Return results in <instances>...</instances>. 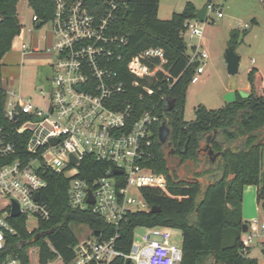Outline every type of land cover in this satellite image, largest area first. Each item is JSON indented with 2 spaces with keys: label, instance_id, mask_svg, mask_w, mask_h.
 <instances>
[{
  "label": "built area",
  "instance_id": "obj_1",
  "mask_svg": "<svg viewBox=\"0 0 264 264\" xmlns=\"http://www.w3.org/2000/svg\"><path fill=\"white\" fill-rule=\"evenodd\" d=\"M54 1V18L47 22L54 32L53 45L47 48L54 54L53 76L49 79L48 93L39 90L48 100L47 106L35 104L16 90H6L5 114L12 121L21 120L12 131L0 127V159L5 161L0 164V264H20L17 253L2 255L7 248V234L17 232L10 222L15 203L20 210L16 217L23 215L27 222L33 218L38 226L40 220L51 218V208L42 200L41 192L47 186L48 170L69 179L72 207L91 209L116 228L129 212L151 210L144 199L143 188L167 185L164 175L144 164L146 156L150 155L154 125L159 117L151 110L136 117V101L126 98L127 94L141 88L137 94L140 99L162 91V98L170 101L164 88L170 89L177 79L171 76L165 49L150 46L129 59L125 69L131 76L129 87L121 78L122 50L129 39L111 28L119 18L117 5L110 2L109 8L98 18L82 0ZM206 5L205 19H188L182 31L189 54L186 68L194 71L193 83L204 74V62L209 57L202 44L203 22H213L212 13L224 16L216 0H208ZM32 21L39 27L46 24L41 23L34 11ZM250 26L245 22L239 27L248 29ZM23 48L31 49L26 44ZM151 83H159L158 89ZM13 133L28 135L25 151L18 153ZM87 157L109 164L102 175L91 181L81 176V164ZM89 190L94 202L88 201ZM37 192L40 193L38 199L35 198ZM146 228L144 235H134L128 253L116 249L115 236L104 241L95 236L79 241L75 246L77 257L69 264H88L91 260L110 264L116 256H124L137 264H179L183 258L182 242L174 238L172 228ZM28 230L33 232L35 228ZM256 238L264 246V218H255L248 224V230L242 232L243 254H248ZM48 244L56 251L49 241ZM36 250V264H40L38 246ZM36 250L32 247L29 256ZM48 264L66 263L58 255Z\"/></svg>",
  "mask_w": 264,
  "mask_h": 264
},
{
  "label": "trees",
  "instance_id": "obj_2",
  "mask_svg": "<svg viewBox=\"0 0 264 264\" xmlns=\"http://www.w3.org/2000/svg\"><path fill=\"white\" fill-rule=\"evenodd\" d=\"M20 0H0V60L12 48V42L22 31L18 15ZM72 3L77 0H66ZM90 13L100 18L109 8L117 5L119 18L112 31L128 37L123 47L121 78L129 87L131 76L125 72L129 59L150 46H160L166 51L172 78L177 80L170 89H165L175 105L162 98V91L152 96L139 98L141 88L126 98L136 101L135 116L146 110L158 115L150 155L144 164L165 176L166 187L142 189L144 199L157 212L132 211L116 228L106 218L91 209L74 208L69 202V179L63 174L48 170L45 174L47 186L41 191L42 200L51 208L52 216L40 220L37 228L30 232L25 216L11 217L16 234H7L6 252L17 253L20 264H31L28 249L39 247V263L48 264L58 255L66 264L76 259L75 246L79 239L73 225L85 224L98 240L116 237L117 250L128 253L139 226H167L182 233L183 258L179 264H259L256 258L243 254L242 217L243 191L246 185L257 186V202L264 210V81L257 67L248 72L250 96L243 98L237 93L232 103L217 109L200 104L195 118H184L186 91L193 69L186 68L188 47L182 35L185 22L197 17V7L187 2L181 12H174L169 19L158 16L160 0H82ZM31 9L41 23L54 18V0H28ZM256 20H253L255 23ZM247 29L234 28L230 32L228 46L236 47ZM158 89L159 83H151ZM8 94L0 87V127L14 130L20 123L7 118L5 104ZM166 122L170 129L168 140L159 139L160 125ZM28 135L13 133L18 153L25 151ZM210 150L213 154H210ZM13 158V157H12ZM0 159V164L4 163ZM108 163L87 157L81 164V176L91 181L104 173ZM55 231L47 237L35 240L37 232ZM99 233L97 236L96 234ZM53 245V251L48 244ZM129 259L116 256L110 264H127ZM88 264H97L91 260ZM132 264V262H131Z\"/></svg>",
  "mask_w": 264,
  "mask_h": 264
},
{
  "label": "rangeland",
  "instance_id": "obj_3",
  "mask_svg": "<svg viewBox=\"0 0 264 264\" xmlns=\"http://www.w3.org/2000/svg\"><path fill=\"white\" fill-rule=\"evenodd\" d=\"M187 2H192L197 9L204 7L208 0H160L158 16L161 19H169L174 12H181ZM216 3L222 8L224 16L217 17L215 13L211 14L213 22L204 23V36L202 39L203 48L207 51L209 57L206 59L205 72L198 82H191L188 85L185 97L184 118L187 121L195 118V110L198 105L203 104L209 109H217L226 105L224 95L226 89L230 88L232 75L227 72L225 60V51L228 47L230 32L234 28L248 22L251 26L247 29L246 35L240 37L235 50L240 56L239 71L236 79L240 86L248 87V72L252 67H258L264 81V1L260 0H216ZM18 15L21 23L26 30L27 38L25 43L38 46L46 50L53 45L54 32L50 23L35 27L32 21V9L28 0H20L18 3ZM253 19L256 20L253 23ZM17 38H14L16 44ZM15 44L10 49L11 54L17 53ZM53 54V52H49ZM254 60V61H253ZM6 66L0 65V74L6 75ZM9 78L11 85L17 86V92L24 98H31L32 101L41 106H47L48 100H45L39 93L43 90L48 93L49 79L53 76L52 66H35L24 62L22 59L11 66ZM47 96V95H46ZM28 229L36 228L37 221L29 219ZM74 231L79 239L83 241L93 237L92 230L88 225L75 224ZM147 232L145 226H139L135 229V236L139 237ZM174 238L182 242V233L179 229L172 228ZM258 239L256 238L255 242ZM28 251L30 254L31 248ZM32 256L31 264H36L37 250ZM132 264H137L132 261ZM207 264H214L209 261Z\"/></svg>",
  "mask_w": 264,
  "mask_h": 264
},
{
  "label": "crops",
  "instance_id": "obj_4",
  "mask_svg": "<svg viewBox=\"0 0 264 264\" xmlns=\"http://www.w3.org/2000/svg\"><path fill=\"white\" fill-rule=\"evenodd\" d=\"M33 12V10H32ZM254 20V19H253ZM35 27H39L36 23L33 22ZM23 25V24H22ZM26 30L24 29V25L22 27L21 33L18 35L19 38L16 41V44L13 40L12 45L15 44L17 48L16 54H11L9 51L4 55V57L0 60V65L6 66L5 72L6 75L0 74V86L5 88L7 91L16 90L17 86L11 85V80L8 77L11 74V66L21 59L29 64L35 66H51V62L53 59V55L49 54L48 47L46 50L41 49L38 46L32 47V45H28L25 43L27 38ZM16 36L15 38H17ZM23 44L30 46L31 49H24ZM254 61V60H253ZM258 68V67H257ZM244 91L249 92L250 84L248 87L240 86ZM229 90L226 89V92ZM242 217L246 224H249L255 218H264V210L258 205L257 202V186L256 185H246L243 191V201H242ZM248 256L252 258H256L259 264H264V246L261 243V240L258 239L257 242L255 240L252 242L251 247L248 251Z\"/></svg>",
  "mask_w": 264,
  "mask_h": 264
},
{
  "label": "water",
  "instance_id": "obj_5",
  "mask_svg": "<svg viewBox=\"0 0 264 264\" xmlns=\"http://www.w3.org/2000/svg\"><path fill=\"white\" fill-rule=\"evenodd\" d=\"M206 11H207V5H205L202 8H199L197 10V17L200 20H204L205 16H206ZM225 60H226V65H227V72H228V74L232 75V78H231V81L229 84L230 85L229 91L226 92V94L224 95L226 102L227 103L234 102L237 98V93H239L243 98L249 97L250 93L241 89V87H240V85L236 79V74L238 73L239 66H240V56L237 54L234 46L230 45L226 48ZM175 102H176L175 99H170L169 109L173 108V106L175 105ZM169 134H170V129L167 126L166 122H163L159 128V139H160V141L162 143H165L168 140ZM210 154H213L212 150H210ZM118 172H120V171H116V173H118ZM39 195H40V193L37 192L35 195V198L38 199ZM88 201L94 202L91 190H89ZM159 210H160V208L157 206H153L151 208L152 212H157ZM19 214H20V210H19L18 204L15 203L13 208H12V216L16 217ZM247 230H248V224L245 223L243 225L242 231L246 232ZM54 231H55V228H52V229L46 230V231L37 232L34 239L39 240L41 237H47L50 234H52ZM96 235L98 236L99 233H97ZM127 264H131V261L128 260Z\"/></svg>",
  "mask_w": 264,
  "mask_h": 264
}]
</instances>
